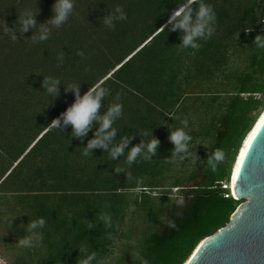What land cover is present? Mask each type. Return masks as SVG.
Masks as SVG:
<instances>
[{
    "label": "trees",
    "instance_id": "trees-1",
    "mask_svg": "<svg viewBox=\"0 0 264 264\" xmlns=\"http://www.w3.org/2000/svg\"><path fill=\"white\" fill-rule=\"evenodd\" d=\"M55 3L0 0V245L18 250L12 264H80L93 252L91 264H104L127 219H157L152 193L169 187L179 196L160 227L145 235L135 264H186L244 203L233 198L229 182L238 151L264 110V48L254 43L264 36V0H196L195 11L200 3L212 6L214 31L196 40L199 48L183 50V30L161 26L187 0H73L59 29L47 24ZM117 6L127 19H114L113 29L103 20ZM26 11L37 24L21 33L16 22ZM41 25L48 39L33 43ZM235 57L244 65L232 74ZM47 77L60 81L58 96L42 87ZM69 85L79 86L81 95L107 88L101 114L122 105L109 147L131 141L118 159L101 148L84 155L98 124L83 141L71 136L70 125L63 131L50 125L75 101L72 91L65 92ZM177 130L191 139L182 141L188 152L173 157L169 137ZM153 139L160 142L155 155L144 159L145 148L126 163L132 146ZM198 142L205 148L193 172L170 176ZM217 151L223 160H214ZM41 218L45 226L33 231L42 238L31 248L21 246L28 225Z\"/></svg>",
    "mask_w": 264,
    "mask_h": 264
},
{
    "label": "clouds",
    "instance_id": "clouds-1",
    "mask_svg": "<svg viewBox=\"0 0 264 264\" xmlns=\"http://www.w3.org/2000/svg\"><path fill=\"white\" fill-rule=\"evenodd\" d=\"M194 2H196V0H187V3L175 8L167 22L161 26V30L163 28H169V25H171L169 31H176L177 29L183 30V34L181 35L182 43L179 44L181 50L188 47L193 49L199 48L196 40L198 38L210 37L214 31V29L210 27L216 18L212 6L200 3L199 10L195 11L191 8V4ZM73 9V0H56V3L52 8L54 16L47 22V24L53 25L55 28L59 29L61 25L67 22ZM117 13L118 15H116ZM114 19H127L123 9L119 6L115 8L113 14L105 17L103 22L106 26L114 29ZM261 22H264V20H261ZM16 23L20 25L21 33L28 32L30 28H35L37 24L35 16L30 11H26L19 16ZM4 31L6 34H11L13 40L17 39L15 32H13L12 28L8 27L6 24L4 25ZM49 34L48 27L46 25H41L39 34L33 35L32 41L33 43L44 41L48 39ZM254 43L258 47L264 48V36L256 35ZM78 54L82 56L83 52L81 51ZM59 83L60 81L58 79L47 77L44 79L42 87L48 94L58 96ZM68 91L74 93L75 101L65 111L61 112L57 118L53 119L50 125L59 131H63L70 125L71 136L83 141L88 132L92 131L98 124L99 127L94 132L93 138L88 141L85 147L84 155H88L93 149L101 148L104 151H109L112 159H118L120 155H123V149L127 147L131 141L124 139L119 146H113L112 148L109 147L116 136V129L113 127V124L122 116V105L119 103L111 104L107 111L101 114L100 109L102 107L103 99L105 96L109 95V90L107 88L91 87L87 92L81 95L79 86L69 85L65 88V92ZM117 99H119V93L117 94ZM183 123L186 126L187 120L185 119ZM169 139L175 145L172 152L173 157H177V154L180 152H188L187 145L182 143V141H188L191 137L183 130L173 132ZM159 143L160 142L157 139H153L150 143L144 144L141 141L140 144L132 146L128 153L126 163L131 165L145 148L147 149V153L144 155V159H149L150 155H155ZM180 159H183V157ZM214 160H223V153L217 151L214 154ZM208 162L209 164H213V158H209ZM116 171L120 170L117 169ZM101 219H104L107 222L106 217L102 216ZM44 226L45 221L43 218L31 222L27 229L30 235L21 239L19 241L20 245L26 248L33 247L34 241L42 238L41 234H36L33 230L38 227L43 228ZM89 227H91V225H89ZM80 251L83 252L86 250L82 248ZM95 258L96 253L93 252L91 255L87 256V259L81 260L80 264H91V261ZM143 264H147V261H144Z\"/></svg>",
    "mask_w": 264,
    "mask_h": 264
},
{
    "label": "water",
    "instance_id": "water-1",
    "mask_svg": "<svg viewBox=\"0 0 264 264\" xmlns=\"http://www.w3.org/2000/svg\"><path fill=\"white\" fill-rule=\"evenodd\" d=\"M254 132L256 137L245 153L244 144ZM229 183L233 198L244 203L225 228L197 247L186 264H264V110L238 151Z\"/></svg>",
    "mask_w": 264,
    "mask_h": 264
},
{
    "label": "rangeland",
    "instance_id": "rangeland-1",
    "mask_svg": "<svg viewBox=\"0 0 264 264\" xmlns=\"http://www.w3.org/2000/svg\"><path fill=\"white\" fill-rule=\"evenodd\" d=\"M242 65H244L243 60L235 57L231 67L232 74L242 71ZM204 148L205 144L201 145L198 142L191 155L179 162L173 169V172L169 175L185 176L188 178V176L195 169ZM189 186L192 188V184ZM140 193L141 192H136L134 195L136 196ZM152 196L154 199H152V204L157 206L158 210L160 209L157 219L153 222L154 224L152 222L149 223V218L146 216H142L134 221H131L130 218L127 219L122 227L121 236L116 241L111 254L107 257L104 264H135L141 253L145 235L150 233L153 226H156L157 228L160 227L164 213L179 196V192L175 188L169 189V187H166L164 190L153 192ZM161 198L166 200L164 204L158 200ZM18 256V250L10 251L6 248V246L0 245V264H12L16 261Z\"/></svg>",
    "mask_w": 264,
    "mask_h": 264
},
{
    "label": "snow or ice",
    "instance_id": "snow-or-ice-1",
    "mask_svg": "<svg viewBox=\"0 0 264 264\" xmlns=\"http://www.w3.org/2000/svg\"><path fill=\"white\" fill-rule=\"evenodd\" d=\"M255 137H256V133L254 132L253 135H252L251 137H249L248 145L245 147V153L248 152V147L252 145V141H253V139H254ZM243 159H244V157H243V155H242V156H241V162H242V163H243ZM239 171H240V166L237 165V172L239 173Z\"/></svg>",
    "mask_w": 264,
    "mask_h": 264
},
{
    "label": "bare ground",
    "instance_id": "bare-ground-1",
    "mask_svg": "<svg viewBox=\"0 0 264 264\" xmlns=\"http://www.w3.org/2000/svg\"><path fill=\"white\" fill-rule=\"evenodd\" d=\"M261 120H262V119H261ZM251 136H252V134H250V135H249V137H251ZM249 137H248V139H247L246 143L244 144L243 151H244V149H245V147H246V145H247V143H248Z\"/></svg>",
    "mask_w": 264,
    "mask_h": 264
},
{
    "label": "built area",
    "instance_id": "built-area-1",
    "mask_svg": "<svg viewBox=\"0 0 264 264\" xmlns=\"http://www.w3.org/2000/svg\"><path fill=\"white\" fill-rule=\"evenodd\" d=\"M223 188H224V189H226V188H227V186H225V185H224V186H223ZM226 197H227V196H226Z\"/></svg>",
    "mask_w": 264,
    "mask_h": 264
}]
</instances>
